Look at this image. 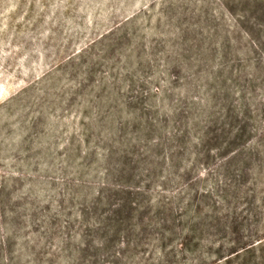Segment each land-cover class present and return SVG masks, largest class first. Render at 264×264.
<instances>
[{
	"label": "rangeland",
	"instance_id": "rangeland-1",
	"mask_svg": "<svg viewBox=\"0 0 264 264\" xmlns=\"http://www.w3.org/2000/svg\"><path fill=\"white\" fill-rule=\"evenodd\" d=\"M0 264H264V0H0Z\"/></svg>",
	"mask_w": 264,
	"mask_h": 264
},
{
	"label": "trees",
	"instance_id": "trees-1",
	"mask_svg": "<svg viewBox=\"0 0 264 264\" xmlns=\"http://www.w3.org/2000/svg\"><path fill=\"white\" fill-rule=\"evenodd\" d=\"M244 130L245 128H242L236 135H233L234 138L228 142L230 147L234 148L239 145L237 138L240 139L241 136L245 135ZM172 157L173 155L170 156V158ZM223 178H225V175ZM189 189L191 193L193 192L192 199L186 201L184 206H179L178 204L174 206L175 201L173 200H161L158 202L157 205L160 207V214L162 215L163 236L166 234L176 235V228H180V225H176V223L181 224L182 218L187 219V221L185 220V228L181 226L180 230L181 233L185 231L187 234H193L197 230L196 226L204 225L207 221L222 223L230 217L234 220L233 222L236 221V216H238L236 208L224 206L228 195L226 182H223V180L217 182L216 187L211 192L206 190L200 193L192 186ZM194 201L196 204L193 206L192 202ZM197 221L200 222L198 223ZM219 231L221 232L222 230ZM247 237V241L241 242L240 246L234 250V253L241 250L245 253H250L255 250L253 236Z\"/></svg>",
	"mask_w": 264,
	"mask_h": 264
}]
</instances>
